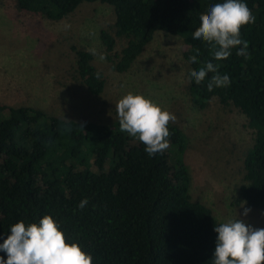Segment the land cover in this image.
<instances>
[{
    "label": "trees",
    "instance_id": "1",
    "mask_svg": "<svg viewBox=\"0 0 264 264\" xmlns=\"http://www.w3.org/2000/svg\"><path fill=\"white\" fill-rule=\"evenodd\" d=\"M19 10L61 20L83 2L109 5L115 32L127 41L113 67L127 71L156 31L179 36L185 77L211 59L206 42L192 35L199 17L218 0H15ZM255 16L240 28L248 56L235 49L219 64L227 87H206L208 77L189 83L188 94L199 107L217 100L233 106L246 120L253 142L243 158L239 196L264 211V0H246ZM99 38L106 52L114 37ZM239 47V46H237ZM76 77L93 94L104 88L92 54L71 46ZM199 50L198 63L188 60ZM188 81V79H187ZM169 147L149 158L142 143L121 131L118 119L107 124L48 114L33 105L0 102V242L8 225L49 214L60 222L67 239L91 253L92 264H212L219 223L212 209L191 198L190 174L179 150L186 136L170 124ZM136 142V143H134ZM66 168L63 173L62 169ZM87 199L83 208L77 205ZM4 256L0 252V257Z\"/></svg>",
    "mask_w": 264,
    "mask_h": 264
},
{
    "label": "rangeland",
    "instance_id": "2",
    "mask_svg": "<svg viewBox=\"0 0 264 264\" xmlns=\"http://www.w3.org/2000/svg\"><path fill=\"white\" fill-rule=\"evenodd\" d=\"M101 29L115 39L111 52L100 41ZM126 41L116 35L113 10L104 3L83 2L55 21L19 10L15 0H0V102L109 124L118 119L115 103L121 95L141 93L172 116L186 136L178 156L190 174L191 198L210 207L218 222L237 215L254 228H264V211L239 196L243 158L253 142L243 115L217 100L204 107L192 101L181 37L156 31L131 67L119 72L113 61ZM71 46L92 54L105 82L100 93H90L76 77ZM61 169L64 173L66 168ZM244 208L249 211L241 215Z\"/></svg>",
    "mask_w": 264,
    "mask_h": 264
},
{
    "label": "clouds",
    "instance_id": "3",
    "mask_svg": "<svg viewBox=\"0 0 264 264\" xmlns=\"http://www.w3.org/2000/svg\"><path fill=\"white\" fill-rule=\"evenodd\" d=\"M255 16L246 0H218L199 17V28L192 35L195 41L206 42L211 59L202 62L197 70L188 73L189 83H201L208 77L206 87H227L230 77L218 71L220 61L228 58L233 49L237 56H248V42L240 35L244 24L252 23ZM239 46V47H237ZM199 50L189 58L190 65L198 63ZM119 128L142 143L149 158L167 151L170 124L175 120L148 97L127 91L115 103ZM87 199L77 205L83 208ZM249 209L244 208L241 215ZM212 264H264V228H254L236 215L214 225ZM0 264H92L91 253L84 251L77 241L67 239L60 222L49 214L33 221L17 220L8 225L6 237L0 242Z\"/></svg>",
    "mask_w": 264,
    "mask_h": 264
}]
</instances>
